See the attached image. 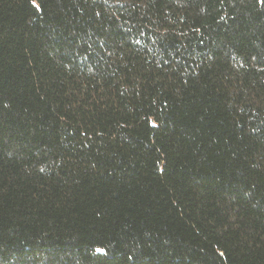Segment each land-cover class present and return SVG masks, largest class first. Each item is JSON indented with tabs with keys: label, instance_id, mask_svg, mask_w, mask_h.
<instances>
[{
	"label": "trees",
	"instance_id": "obj_1",
	"mask_svg": "<svg viewBox=\"0 0 264 264\" xmlns=\"http://www.w3.org/2000/svg\"><path fill=\"white\" fill-rule=\"evenodd\" d=\"M0 264H264V3L0 0Z\"/></svg>",
	"mask_w": 264,
	"mask_h": 264
},
{
	"label": "snow or ice",
	"instance_id": "obj_2",
	"mask_svg": "<svg viewBox=\"0 0 264 264\" xmlns=\"http://www.w3.org/2000/svg\"><path fill=\"white\" fill-rule=\"evenodd\" d=\"M262 3H264V0H261ZM98 251H103L102 249H98Z\"/></svg>",
	"mask_w": 264,
	"mask_h": 264
}]
</instances>
